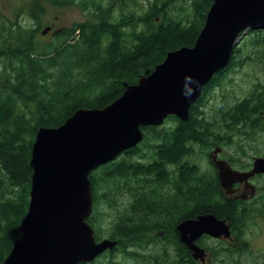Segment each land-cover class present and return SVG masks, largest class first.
I'll list each match as a JSON object with an SVG mask.
<instances>
[{
    "label": "trees",
    "instance_id": "obj_1",
    "mask_svg": "<svg viewBox=\"0 0 264 264\" xmlns=\"http://www.w3.org/2000/svg\"><path fill=\"white\" fill-rule=\"evenodd\" d=\"M130 1L115 0L119 5ZM53 2L74 4L92 14L95 23L62 28L51 42L42 43L31 27L12 24L0 15V264L19 239V226L28 212L30 163L38 131L60 127L79 109L105 108L124 93L125 84H137L169 52L192 47L214 0L149 1L140 14L122 10L118 16L111 0H30L22 11ZM177 3L186 6L181 8L184 15L170 13ZM248 36L250 54L236 61L235 55L242 56V52L239 48L234 51L229 66L212 79L192 106L188 122L172 116L167 127L146 128L137 148L90 175L94 206L88 222L97 241L118 242L114 252L90 264H120L113 259L119 252L143 264H167V250L158 252L162 241L175 247L176 264H199L180 242L177 226L205 214L227 221L232 231L231 244L209 236L198 242L208 247L212 264H249L247 259L255 252L247 234L258 224L255 219L264 220V193L258 191L253 200H230L217 170L212 168L213 173L207 174L196 161L200 148L223 149L230 143L215 133L203 107L210 98L209 89L224 85L234 69L249 59L264 60V30ZM221 118L229 131L242 134L244 130L252 135L264 131V79ZM128 179L137 181H130L131 201L125 206ZM115 191H122L121 208ZM104 204L113 210L109 220L96 214ZM159 231H165L164 236L159 237ZM213 244L218 248H212ZM151 246L157 247L149 251Z\"/></svg>",
    "mask_w": 264,
    "mask_h": 264
},
{
    "label": "water",
    "instance_id": "obj_2",
    "mask_svg": "<svg viewBox=\"0 0 264 264\" xmlns=\"http://www.w3.org/2000/svg\"><path fill=\"white\" fill-rule=\"evenodd\" d=\"M260 30L264 0H214L194 46L169 52L137 84H125L124 93L105 108L79 109L62 126L41 128L30 163L28 212L3 264H90L114 251L118 242H97L88 223L93 212L90 175L136 148L145 138L144 129L161 126L170 116L188 122L192 106L213 77L229 66L242 38ZM219 153L217 148L210 156L225 194H235L234 186L243 183L246 190L236 198H253L257 188L250 180L264 175V157L255 158L250 171H239L218 160ZM177 231L193 258L203 264L207 253L196 241L204 235L214 239L232 235L227 221L212 214L184 220Z\"/></svg>",
    "mask_w": 264,
    "mask_h": 264
},
{
    "label": "rangeland",
    "instance_id": "obj_3",
    "mask_svg": "<svg viewBox=\"0 0 264 264\" xmlns=\"http://www.w3.org/2000/svg\"><path fill=\"white\" fill-rule=\"evenodd\" d=\"M96 1L100 2L102 0ZM105 1L107 3L110 2V0ZM135 1L136 2L131 0L129 4L125 3L123 5H119L117 2H115V0H111L113 9L115 10V15L118 16L122 10H131L140 14L144 12L149 4V1L161 2L162 0ZM29 2L30 0H0V15L2 14L12 24L21 22L25 26L31 27V32H33L35 37L39 41H42V43H49L52 40L50 33L43 35V31L48 27L54 28V32L57 29L72 28L74 25L78 24L95 23L96 20L92 14L87 13L85 10L78 8L74 4L65 6V4L54 2L52 4L46 3L42 8L37 7V9H27L28 13L21 14L22 9L26 7ZM182 7L186 6L182 5L181 3H177L170 9V13L174 16L184 15L185 13L181 11ZM249 38L250 36H248V34L242 38V41L238 47L242 52V56L240 54H236V61L241 59V57H245L250 54V44L248 43ZM263 62L264 60L262 59L246 60V62L241 67H237L230 73V76L228 77L229 80L226 81L224 85L209 89L207 97L210 98L208 99L206 106L203 107L204 116H206V119L209 122H213V130L215 133L219 134L225 140L230 141L229 144L223 147L222 159L229 162L236 170L242 171L243 168L247 169L252 167L256 157H264V131L259 130L253 135L244 130L242 134L236 133L234 130L229 131L227 129V124L222 121L221 115L236 103H239L240 101L245 100L246 97L250 96V93L253 92V87L264 79ZM169 124L172 125L173 123L169 122ZM167 125L168 123L166 121L161 126L167 127ZM213 150L214 147L211 146L207 149L200 148L196 152V161L201 165L202 170L207 174H212L213 170L210 162H208L206 154L211 153ZM170 177L172 178V176ZM149 179H151V177H149ZM137 180L141 179L138 178ZM137 180L128 179L127 187L129 197L125 199V206H127L131 201L129 192L130 181L134 182ZM252 181V184H255L254 186H256L260 192L264 193V179H253ZM114 195L116 196L114 197L115 200L119 201L120 203L119 208H121L124 201L122 198V191H115ZM112 213L113 210L111 207H109L107 204H104L103 208H98L96 214L97 216L99 214H104L105 219L109 220L112 218ZM255 220H258V224H256V227H252L247 234V238L249 239L255 254H253V258H248L247 261L249 264H264V220ZM102 224L103 223L101 222V225ZM215 245L216 244H213L212 248L217 249L218 246ZM158 246H161L158 252H161L163 248L167 250L169 254L167 256V264H176L178 257L175 247L168 245L166 241L160 242ZM155 247L151 246L149 251H152V249H155ZM145 251L147 250L142 251V253L148 256ZM208 251L206 249L207 256L205 264H212L213 262L211 261V257L208 258V256H210ZM259 256H261L262 260H258ZM104 258H106L104 260L110 259V257ZM113 259L114 261H118L120 264H143L140 260H131L122 253H117L114 255ZM199 264L201 263L199 262Z\"/></svg>",
    "mask_w": 264,
    "mask_h": 264
},
{
    "label": "flooded vegetation",
    "instance_id": "obj_4",
    "mask_svg": "<svg viewBox=\"0 0 264 264\" xmlns=\"http://www.w3.org/2000/svg\"><path fill=\"white\" fill-rule=\"evenodd\" d=\"M25 13H28V11H26ZM62 29V28H61ZM61 29H59V30H61ZM217 149V148H216ZM221 149V152L223 151L222 150V148H220ZM223 153V152H222ZM222 153H219L218 155H217V158H218V160H224V159H222ZM123 156H125V155H122V156H120L119 158H117L116 160H115V162H117V161H120L121 159H122V157ZM208 158V157H207ZM224 161H226V160H224ZM114 162V161H113ZM208 162H210V164H211V166H212V168H214V169H216L217 170V168L213 165V160L211 159V156H210V153H209V158H208ZM227 162V161H226ZM112 163V162H111ZM227 163H229V162H227ZM230 164V163H229ZM231 165V164H230ZM167 166V165H166ZM232 166V165H231ZM233 167V166H232ZM234 168V167H233ZM251 168L252 167H249V168H247V169H244V170H242V171H250L251 170ZM235 169V168H234ZM217 173H218V170H217ZM260 176H264V175H257V176H255L253 179H259V177ZM218 177H219V175H218ZM264 177H262L261 179H263ZM253 179H251V183H253ZM260 180V179H259ZM255 185V184H254ZM234 188L236 189V193L235 194H233V195H226L230 200H240V199H237L236 197L237 196H240V195H242V193L246 190L245 189V185L242 183V184H236L235 186H234ZM259 190H258V188H257V192H258ZM128 195V193L127 192H124L123 193V196H127ZM248 200H250V199H248ZM252 200H253V198H252ZM200 216V215H199ZM197 218V217H196ZM190 219H195V218H190ZM229 226H230V224H229ZM230 228H231V226H230ZM164 233H165V231H163ZM204 236H207V235H204ZM203 236V237H204ZM203 237H201L198 241H196V244L198 245V242L203 238ZM222 240L224 241V242H226V243H228V244H231L232 243V239L230 238V239H224V238H222ZM251 245V244H250ZM199 246V245H198ZM199 247H201V246H199ZM201 248H203V247H201ZM205 251H206V248H203ZM191 254H192V252H191ZM106 255H109L108 253L106 254ZM208 258H209V256H208ZM197 261V260H196ZM201 263V264H203L201 261H198V263Z\"/></svg>",
    "mask_w": 264,
    "mask_h": 264
},
{
    "label": "bare ground",
    "instance_id": "obj_5",
    "mask_svg": "<svg viewBox=\"0 0 264 264\" xmlns=\"http://www.w3.org/2000/svg\"><path fill=\"white\" fill-rule=\"evenodd\" d=\"M32 152H33V150H32Z\"/></svg>",
    "mask_w": 264,
    "mask_h": 264
}]
</instances>
